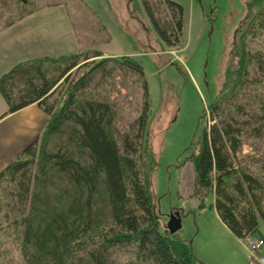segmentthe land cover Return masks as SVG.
<instances>
[{
  "label": "trees",
  "instance_id": "trees-1",
  "mask_svg": "<svg viewBox=\"0 0 264 264\" xmlns=\"http://www.w3.org/2000/svg\"><path fill=\"white\" fill-rule=\"evenodd\" d=\"M11 1L22 12L2 28L46 5ZM254 1L259 9L238 28L222 84L205 110L207 123L190 155L201 207L212 194L218 216L241 239H264L259 230V219L264 220V0ZM142 3L161 40L179 46L183 5ZM93 50V57L102 58L88 64L80 63L79 51L64 52L21 60L0 75L7 106L1 116L33 103L48 114L36 139L0 171V224L16 232L25 264H196L191 242L179 231L161 228L152 189L159 163L148 140L151 102L143 64L133 56ZM122 70L136 77L142 94L138 114L124 126L118 104L108 96L118 90L112 79ZM108 82L113 88L102 95L99 89ZM127 249L133 257L120 263L117 253Z\"/></svg>",
  "mask_w": 264,
  "mask_h": 264
},
{
  "label": "rangeland",
  "instance_id": "rangeland-1",
  "mask_svg": "<svg viewBox=\"0 0 264 264\" xmlns=\"http://www.w3.org/2000/svg\"><path fill=\"white\" fill-rule=\"evenodd\" d=\"M37 1L46 4L42 8L64 6L80 39V63L101 59L93 57V49H100L103 56L129 55L143 64L151 102L148 140L159 163L152 189L162 231L168 232L170 212L179 210L182 215L179 235L191 242L196 264H251L249 248L222 222L212 194L205 197L201 207L200 197L193 192L195 174L190 155L196 150L193 142L207 123L205 110L222 84L238 28L256 14L260 2L175 0L184 7L183 34L179 46L168 47L156 33L142 0ZM15 3L0 0V31L9 20L21 14ZM16 60V55L11 53L1 57L0 71L7 70ZM116 75L112 80L118 90L108 96L118 104L119 124L124 126L141 107V86L127 70ZM104 84L99 89L102 95L113 88L112 82ZM245 150L249 148L245 146ZM57 185L62 187L61 182ZM3 213L0 212V220ZM0 226V264H25L16 232L7 230L5 223ZM259 230L264 237L262 218ZM262 249L264 253V246ZM128 250L117 253L120 263L133 257Z\"/></svg>",
  "mask_w": 264,
  "mask_h": 264
},
{
  "label": "crops",
  "instance_id": "crops-1",
  "mask_svg": "<svg viewBox=\"0 0 264 264\" xmlns=\"http://www.w3.org/2000/svg\"><path fill=\"white\" fill-rule=\"evenodd\" d=\"M79 41L64 6H46L0 31V58H5L7 53L16 55L18 60L11 64L13 66L27 58L57 55L72 49L78 51ZM3 72L0 71V75ZM6 108L0 94V170L36 139L48 120V114L36 103L1 116ZM236 238L242 242L241 238Z\"/></svg>",
  "mask_w": 264,
  "mask_h": 264
},
{
  "label": "built area",
  "instance_id": "built-area-1",
  "mask_svg": "<svg viewBox=\"0 0 264 264\" xmlns=\"http://www.w3.org/2000/svg\"><path fill=\"white\" fill-rule=\"evenodd\" d=\"M244 245L250 250L251 264H264V239L260 236L246 235L242 239Z\"/></svg>",
  "mask_w": 264,
  "mask_h": 264
},
{
  "label": "water",
  "instance_id": "water-1",
  "mask_svg": "<svg viewBox=\"0 0 264 264\" xmlns=\"http://www.w3.org/2000/svg\"><path fill=\"white\" fill-rule=\"evenodd\" d=\"M182 227V215L179 210L171 211L167 221V229L169 233L174 234Z\"/></svg>",
  "mask_w": 264,
  "mask_h": 264
}]
</instances>
